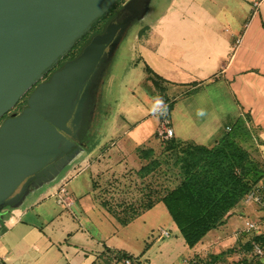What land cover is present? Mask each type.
<instances>
[{"label": "crops", "instance_id": "1", "mask_svg": "<svg viewBox=\"0 0 264 264\" xmlns=\"http://www.w3.org/2000/svg\"><path fill=\"white\" fill-rule=\"evenodd\" d=\"M139 41L146 85L163 92L177 150L180 144H215L226 128L246 118L256 130L264 163V0H168ZM157 111L158 125L145 138L140 136L144 121L130 124L119 134L116 149L88 147L62 170L56 181L72 165L74 178L89 171L86 182L77 179L70 189L71 208L56 201L57 186L50 194L40 192L50 183L32 190L20 205L2 209L0 264H110L120 254L140 262L156 229L173 225L177 230L162 200H151L155 172L142 178L147 160L141 150L154 151L146 163L151 162L161 138L162 111ZM143 180L149 181L145 210L112 205L110 197L128 194L124 184L137 188ZM126 211L134 217H117ZM219 234L214 230L207 239Z\"/></svg>", "mask_w": 264, "mask_h": 264}, {"label": "water", "instance_id": "2", "mask_svg": "<svg viewBox=\"0 0 264 264\" xmlns=\"http://www.w3.org/2000/svg\"><path fill=\"white\" fill-rule=\"evenodd\" d=\"M118 1L0 0V120ZM150 1L129 0L123 6L128 18L94 35L75 59L37 85L20 114L0 124V211L20 205L31 192L55 181L38 180L33 191L24 192L31 176L52 156L76 145L67 135L79 94L103 61L106 48L113 56ZM86 148L79 145L60 166L65 168ZM15 201L19 202L13 205Z\"/></svg>", "mask_w": 264, "mask_h": 264}, {"label": "rangeland", "instance_id": "3", "mask_svg": "<svg viewBox=\"0 0 264 264\" xmlns=\"http://www.w3.org/2000/svg\"><path fill=\"white\" fill-rule=\"evenodd\" d=\"M128 1L121 0L115 9L123 8ZM167 3L168 0L150 1L148 6L145 7L142 18L136 20L129 27L118 49L112 56L103 83L99 87V99L95 114L91 124L86 129L87 131L84 132L87 148H99L103 145L104 149L113 147L116 149L119 134L124 129L132 127L130 124L136 122L144 121L147 124V127L140 135L141 138H145L146 134L149 135L151 130L157 127V110H164L167 105L162 102L165 97H163V92L159 91L160 88L156 91L154 88H150L152 89L151 92L146 85L144 63L141 59V55L145 51L141 48L139 38L164 11ZM237 9L239 11V7ZM109 15L110 13L104 17L96 29L102 27L105 20L110 17ZM239 40L241 42L242 37ZM25 106V100L22 99L6 116L11 117L17 113L20 114ZM159 116L161 117L160 113ZM248 122L249 119L247 120L246 118L238 121L234 124L233 130L230 133L224 132V135L215 144L207 147L202 146L207 150L206 154L195 151L193 154L181 159L182 155L178 154L179 150L171 151L168 148L173 141H166L162 138H159L160 141L156 143V149L158 150L156 157L153 155L151 162L146 163L150 161L149 151H154L141 150L142 153L146 154L142 160H147L146 162L142 161L146 164L142 168L146 172L145 175H142V178L147 177L151 169L152 172H155L152 175V187L155 193L151 194L152 202L154 203L157 200L161 201L169 191H172L181 184L186 176L184 169H182L183 164H192L199 161L198 165L200 167L202 163L205 164L213 160V158L222 165L221 171L227 179H229L227 174L230 171L228 165L230 166L234 162L236 163V161L241 162L239 167L234 165L232 169L237 176L245 174L247 170H249V177L253 176L254 172H257L258 175L261 174L259 182L253 186L252 191L260 188L264 184V163L258 146L260 142L256 137V130ZM110 128H112V132ZM124 140H128V138ZM155 140L156 137H153L150 142H155ZM224 142H230L232 150L228 151L224 149ZM215 150L219 152L217 153ZM211 151L215 152L214 157L211 156ZM226 153H228V156L226 157V161H224L222 158ZM92 154L93 156L97 154V150ZM72 166H69L62 176L57 181L55 180L56 182L54 181V183L45 187L40 192L44 193L48 191L50 194L54 190L53 186L59 188L61 184L66 182L70 193V189L77 179L79 182H86L89 171H85L84 174L81 173L83 174L81 177L77 178L76 175L74 178V172H76L74 168L76 167L74 166L72 168ZM128 179L131 181L130 178ZM123 186H129L128 191L127 188L123 189L121 187L122 191L126 190L125 192H128V194L109 196L113 200H111L112 205H121L123 202L124 205H138L139 209L142 208V210H145L147 208L146 202L149 200L145 196H149V194L144 193L149 191V181L143 180L137 188H134L132 184L129 185L128 182ZM262 188L264 191V187ZM139 190L142 191L138 192ZM259 193L262 197L261 203L248 200L249 194H247L225 215L221 223L209 232L211 233L214 230L218 231L220 237L213 235V237L207 239L208 233L193 247L195 249L194 251H191L192 248L190 249L184 244L182 237L173 225L160 226L151 235L148 248L141 256L140 263L136 262L134 264H264V193L261 194V191ZM112 211L116 212L117 209L112 207ZM117 217L121 220L129 221L134 215L130 211H126L125 215L121 214ZM229 221L231 224H228ZM249 222H255L259 229L257 231H250L247 227ZM3 230L0 224V233ZM160 230L168 231L170 234L169 237L161 236ZM251 242H255L261 247L262 255H256L254 253ZM126 259L127 257L120 254L110 264H124ZM101 264H105V262H101Z\"/></svg>", "mask_w": 264, "mask_h": 264}, {"label": "trees", "instance_id": "4", "mask_svg": "<svg viewBox=\"0 0 264 264\" xmlns=\"http://www.w3.org/2000/svg\"><path fill=\"white\" fill-rule=\"evenodd\" d=\"M120 1L121 0H119L107 14L103 15L93 24L92 29L75 43L73 48L66 55V58H76L81 53L82 49L90 42L94 34L104 30L108 20L119 10L115 8ZM109 13L110 17L105 20L102 27L96 29V27L101 24L104 17ZM60 64H62V61ZM147 71L151 72L149 68H147ZM24 100L26 105V99ZM167 141H173L168 148L171 151H175L177 149L176 142L173 139ZM224 149L228 151L232 150L230 142H224ZM178 150V154L182 155L181 159L186 158L195 151H199L201 154L207 153L205 147L188 143L180 144ZM215 151L217 153L219 152L218 150ZM211 156H215L214 151H211ZM227 156L228 153H226L222 159L226 161ZM198 162L199 161L192 164H183L182 169H184L186 174L185 178L179 186L169 191L162 198V202L171 216L179 235L184 240L185 245L190 249L199 243L211 230L215 229L221 223L225 215H227L243 197L252 191L253 186L256 185L261 178V174L258 175L257 172H254L253 176L249 177V170H247L245 174L237 176L232 169L234 165H237V167L240 166L241 162L238 161L230 166L228 165L230 171L227 175L229 179H227L221 171L222 165L214 158L205 164L202 163L200 167ZM221 162L223 163V161ZM253 244L256 243L251 242V247H253ZM122 256L127 258L131 257L126 254Z\"/></svg>", "mask_w": 264, "mask_h": 264}, {"label": "flooded vegetation", "instance_id": "5", "mask_svg": "<svg viewBox=\"0 0 264 264\" xmlns=\"http://www.w3.org/2000/svg\"><path fill=\"white\" fill-rule=\"evenodd\" d=\"M128 16H129V14H128L127 11H124L123 8L119 9L108 20L104 30L99 32V33H97V34H103L108 24H110V23L118 24L121 21H123L126 18H128ZM95 23H96V21L93 24H95ZM133 23L134 22H132V24ZM119 34H120V31L117 32V35H119ZM94 35H96V34H94ZM108 52H109V46L105 50V54L103 56V61L98 65L95 73L89 79V81H88L87 85L85 86L84 90L79 94L78 99H77V103H75V111L73 113L72 118L70 119V121L68 123V126L70 128L71 134L67 135V138L71 142H75L76 145H74L71 148L70 151L65 152V151L62 150V151L56 153L54 156H52L43 165L42 168H40L38 171H36L31 176V179L27 182V186H26V189H25L24 192L31 191V190H33V187H35L36 185H39L38 184V180L43 182V180L56 179L57 176H59L60 173L62 172V170L64 169V167L62 168L60 166V164L64 160H66L67 156H69L70 153L74 152V150L78 149L79 145H86V140L84 138V132L87 131L86 129L88 128V126L92 122L93 116H94L95 111H96L97 102H98V99H99V87L103 83V79L105 77V73L108 71V68H109L108 66H109V64L111 62V58H112V56H109ZM70 60H73V59H68V58H66V56L63 59H61L62 64H60L61 61L59 63H57L48 73L45 74L43 79L37 85H39L40 83H43V82H47L50 79L51 75L55 71L61 69L62 66L64 65V63L67 62V61H70ZM37 85L35 87H33V89H31L29 92H27L26 95H24L20 99V101L22 99H26V106H27L28 97L30 96L32 91L37 87ZM19 102L17 103V105L19 104ZM23 109H22V111H23ZM18 114L19 113L14 114V115H18ZM6 115L0 120V124L6 118L9 117V116L7 117ZM44 172H47L48 175H46ZM27 180L28 179H26L24 181V183ZM20 189H21V187L16 191V193L19 192ZM15 194H13V196ZM18 202L19 201H15L13 203V205L14 204H18ZM10 206H12V205H10ZM10 206H5L2 209H6L7 207H10Z\"/></svg>", "mask_w": 264, "mask_h": 264}, {"label": "built area", "instance_id": "6", "mask_svg": "<svg viewBox=\"0 0 264 264\" xmlns=\"http://www.w3.org/2000/svg\"><path fill=\"white\" fill-rule=\"evenodd\" d=\"M239 43H240V40H237V44ZM161 111H162L161 112L162 119L160 123L161 128L159 129L158 135L159 137H161L162 139H165L166 141L171 140L174 137V130L171 128L169 119L167 118L164 110H161ZM231 131H232V128L230 127L226 128L227 133ZM259 192H260L259 188H257V190L250 192L248 196V200H254V202L256 203H261L262 197L261 195H259L260 194ZM55 198L59 204H63L66 208H71L73 206V201L71 200L70 193L68 191L66 182L61 184V186L57 189ZM247 227L250 231H257L259 229V227L257 226L255 222H249ZM169 235L170 234L168 231H165V230L161 231V236L169 237ZM253 251L256 255H262V249L258 244H253ZM136 262L140 263L138 260H134L130 257L124 261V264H134Z\"/></svg>", "mask_w": 264, "mask_h": 264}]
</instances>
